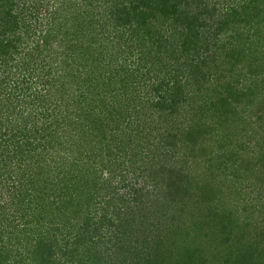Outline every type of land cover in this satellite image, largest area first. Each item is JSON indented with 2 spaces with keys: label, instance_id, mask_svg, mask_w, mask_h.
Masks as SVG:
<instances>
[{
  "label": "trees",
  "instance_id": "obj_1",
  "mask_svg": "<svg viewBox=\"0 0 264 264\" xmlns=\"http://www.w3.org/2000/svg\"><path fill=\"white\" fill-rule=\"evenodd\" d=\"M97 16L107 23L101 24ZM104 26L114 38L127 33V41L140 47V63L144 59L148 63L149 57L153 63L168 59L166 68L188 75L157 79L151 87L153 94L147 93V97L135 95L129 82L118 87L116 69L109 60L113 53L108 49L104 52L99 42ZM263 32L264 0H0V264H61V259L72 264L168 262L157 242L153 251L132 249L131 263L124 256L130 248L125 247L123 236L135 228L134 218L130 221L121 209L117 217L105 209L99 220L92 222L84 210L102 193H97L98 188L89 190L82 182L86 172L97 166L88 155L91 145H101L103 150L108 147L113 155L110 141L116 133L107 137L104 107L112 109L111 122L120 121L123 111L124 117L130 116L135 106L143 103L138 113H147L151 107L152 112L166 114L165 121L175 119L183 101L187 108H193L192 102L197 103L202 96L201 88L194 85L198 83L196 69L204 60L196 54L198 45L212 44L223 34L221 47L229 50L223 51L226 58L234 63L246 59L249 68L262 75ZM138 69V76L143 77L141 67ZM255 88L237 94V102L255 95ZM212 92L211 108L215 113L223 112V105L231 103L229 97ZM202 116L176 127L167 151L182 140L193 144L199 154L205 151L207 120ZM216 124L225 126L224 116L219 115ZM132 133L141 140L137 145L148 146L144 133ZM160 143L155 142L151 149L155 155ZM128 149H123L126 155ZM234 149L239 155L240 149ZM155 169L145 167L143 174L147 171V177L155 178ZM197 177L182 180L170 194L193 196L197 192L211 202L219 189L211 180L200 184ZM99 198L107 202L110 195L106 198L104 193ZM127 212L134 215L131 209ZM113 218L119 219L117 224ZM108 224L115 225L111 236H107ZM103 227L107 238L121 242L117 252L124 251L122 257L106 256L109 248L101 247L105 235L96 232ZM203 230L193 229L195 245L200 241L199 233L209 236ZM189 256L184 258L186 263ZM182 260L170 264H181ZM205 262L196 259L193 264Z\"/></svg>",
  "mask_w": 264,
  "mask_h": 264
},
{
  "label": "rangeland",
  "instance_id": "obj_2",
  "mask_svg": "<svg viewBox=\"0 0 264 264\" xmlns=\"http://www.w3.org/2000/svg\"><path fill=\"white\" fill-rule=\"evenodd\" d=\"M100 9L105 10L103 7ZM95 19L102 18L97 16ZM106 23L105 19L101 20V24ZM100 34L99 42L104 47V52L108 49L114 56L109 60L112 68L116 69L114 73L119 82L117 86L122 87L125 82H129L135 87L131 86L135 95L147 97V93L153 94L151 87L156 81L163 78L169 80L175 74L179 78H186L185 75H188L182 70L166 68L168 59L156 60L161 62L153 63L149 57L148 63L145 59L140 63V47L127 41V33L114 38L104 26ZM224 38L223 34L217 35L212 44H205L202 48L198 45L196 48L199 51L196 54L204 59L200 60L199 69H196L195 79L198 83H194L195 88H201L202 96L198 98L197 103L192 102L193 108H187L186 102L183 101L175 119L165 121L166 114L152 112L150 107L146 110L147 113L144 112L145 121L142 120L140 124V117L144 116V113H138V109L140 106L143 108V103L135 106L136 110L133 114L130 112V116L124 117L123 111L120 113V121L114 119L111 122L112 109L109 106L104 107L107 137L116 133L110 141L113 155L109 154L108 147L103 150L101 145H91L92 149L88 155L91 156L92 162L97 161V166L96 170L92 168L86 172L82 182L88 185L86 187L89 190L98 188L97 193H102L96 197L97 202L86 205L84 210L90 213L92 222L98 221L105 209L115 217L121 209L128 214L129 220L134 218L135 228L123 236L125 247L129 245L127 248H130V252H126L124 256H127L131 263L132 249L140 251L143 247L145 251H150V248L153 251L152 247L160 242L159 248L163 250L159 252L163 256L166 255L168 260L165 264L182 259L181 264H184L188 255L192 257L189 256L190 262L186 264H193L196 259H204L207 264H264V95H260L264 92V74L259 75L260 72L255 71V67L252 68L255 71L253 72L246 59L237 63L229 61L226 58L229 50L221 47ZM138 66L141 67L139 73L143 77L138 76ZM109 69L108 66L105 72ZM252 86L256 87L255 95L237 102L236 95L250 92L249 88ZM207 89H211V92L205 91ZM212 91L220 92L224 98L229 97L231 103L223 105V112L215 113V109L211 108V98L214 95ZM204 104L208 105L205 107ZM219 115L224 116L225 126L216 124ZM201 116L207 120L204 136L207 139V144L204 145L206 150L199 154L193 144L182 140L177 147L167 151L170 147V137L176 133L175 128ZM132 121L133 124L127 125ZM112 126L113 130L110 129ZM136 130L145 134L143 140L147 141L146 147L150 149L137 145L141 140L134 137L132 131ZM155 142H161L157 148L158 155L152 152ZM233 146L240 149L239 155L238 152L233 153ZM124 148L129 150L127 155L123 151ZM166 151L168 155L165 154ZM143 166L150 169L155 166L158 176L147 177V171L143 174ZM175 169L181 172L175 173ZM196 174V180L201 182L198 183L211 180L212 185L214 182L219 189L211 202L206 198L202 199L201 193L197 192L193 196L170 194L182 180L187 181V178H194ZM104 193L106 198L110 195L107 202L99 198ZM126 209L134 211V215ZM118 220L113 218V223L117 224ZM108 225L107 236H111L115 225ZM187 227L189 228L186 231ZM200 227L205 230L203 233H208L209 236L203 237L199 233L197 236L200 241L196 246L191 240V235L193 229L200 231ZM210 230L216 233L212 234ZM230 230L232 232L228 233ZM104 231L103 227L96 232L98 236L103 237ZM168 232L172 236L168 237ZM103 238L101 247L109 248L106 256L111 254L114 257H122L124 251L117 252L121 242L114 237L109 239L106 235ZM204 247H207L206 251ZM60 263L72 264L71 261L66 262V259H61Z\"/></svg>",
  "mask_w": 264,
  "mask_h": 264
}]
</instances>
